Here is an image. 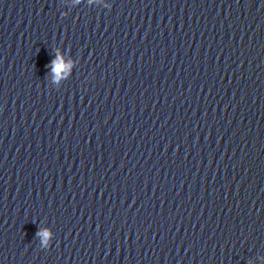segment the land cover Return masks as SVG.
<instances>
[{
  "label": "water",
  "instance_id": "obj_1",
  "mask_svg": "<svg viewBox=\"0 0 264 264\" xmlns=\"http://www.w3.org/2000/svg\"><path fill=\"white\" fill-rule=\"evenodd\" d=\"M153 264H264V0H214Z\"/></svg>",
  "mask_w": 264,
  "mask_h": 264
},
{
  "label": "clouds",
  "instance_id": "obj_2",
  "mask_svg": "<svg viewBox=\"0 0 264 264\" xmlns=\"http://www.w3.org/2000/svg\"><path fill=\"white\" fill-rule=\"evenodd\" d=\"M53 65H54V71L55 73H57L59 75V73L61 72V70L65 67V65L59 60H55L53 61ZM43 236L47 237L48 233L47 232H43L41 233Z\"/></svg>",
  "mask_w": 264,
  "mask_h": 264
}]
</instances>
